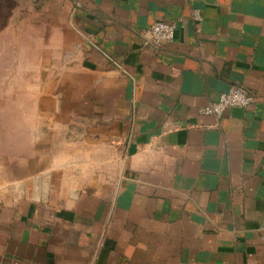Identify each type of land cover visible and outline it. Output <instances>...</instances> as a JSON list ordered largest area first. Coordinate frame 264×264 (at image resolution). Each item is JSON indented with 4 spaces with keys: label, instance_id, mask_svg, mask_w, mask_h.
Instances as JSON below:
<instances>
[{
    "label": "crops",
    "instance_id": "1",
    "mask_svg": "<svg viewBox=\"0 0 264 264\" xmlns=\"http://www.w3.org/2000/svg\"><path fill=\"white\" fill-rule=\"evenodd\" d=\"M65 3L80 112L48 120L85 132L0 164V264H264V0ZM231 86L254 103L201 114Z\"/></svg>",
    "mask_w": 264,
    "mask_h": 264
},
{
    "label": "rangeland",
    "instance_id": "2",
    "mask_svg": "<svg viewBox=\"0 0 264 264\" xmlns=\"http://www.w3.org/2000/svg\"><path fill=\"white\" fill-rule=\"evenodd\" d=\"M65 2L0 0V164L26 159L20 157L21 151L32 147L33 138L45 162L51 161V150L57 147L55 134H62L61 143L72 142V148L81 142L85 124L79 116L73 123L48 120L80 112L79 101L67 99V84L78 83L79 76L71 79L64 70L78 67L74 51L79 38L70 28L71 12ZM87 80L95 83L96 77Z\"/></svg>",
    "mask_w": 264,
    "mask_h": 264
},
{
    "label": "built area",
    "instance_id": "3",
    "mask_svg": "<svg viewBox=\"0 0 264 264\" xmlns=\"http://www.w3.org/2000/svg\"><path fill=\"white\" fill-rule=\"evenodd\" d=\"M191 19L194 22L201 20L200 13L193 11ZM183 19H178L173 22L155 21L149 26L147 38L157 47L166 45L174 40L175 30L178 24H182ZM255 101V96L252 93L246 92L239 87L231 86L227 91L221 93L218 99L209 103L201 109V114L220 118L223 114L232 108H246L252 105Z\"/></svg>",
    "mask_w": 264,
    "mask_h": 264
}]
</instances>
